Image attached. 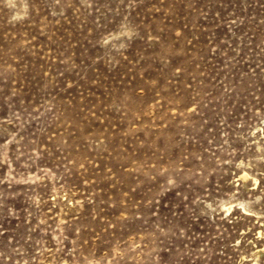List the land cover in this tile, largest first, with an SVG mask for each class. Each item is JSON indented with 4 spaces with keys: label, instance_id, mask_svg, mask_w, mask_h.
<instances>
[{
    "label": "rangeland",
    "instance_id": "rangeland-1",
    "mask_svg": "<svg viewBox=\"0 0 264 264\" xmlns=\"http://www.w3.org/2000/svg\"><path fill=\"white\" fill-rule=\"evenodd\" d=\"M263 247L264 0H0V264Z\"/></svg>",
    "mask_w": 264,
    "mask_h": 264
},
{
    "label": "bare ground",
    "instance_id": "bare-ground-1",
    "mask_svg": "<svg viewBox=\"0 0 264 264\" xmlns=\"http://www.w3.org/2000/svg\"><path fill=\"white\" fill-rule=\"evenodd\" d=\"M246 176L247 175L244 174V173L239 176L242 184H245V182H246ZM263 248H262V250H263ZM262 250L260 248L256 249V251H255L256 257H258L263 252Z\"/></svg>",
    "mask_w": 264,
    "mask_h": 264
}]
</instances>
